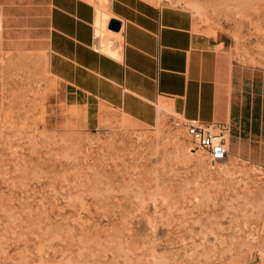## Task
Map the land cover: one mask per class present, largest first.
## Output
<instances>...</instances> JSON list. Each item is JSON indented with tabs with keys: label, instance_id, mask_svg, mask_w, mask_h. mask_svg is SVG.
Here are the masks:
<instances>
[{
	"label": "rangeland",
	"instance_id": "rangeland-1",
	"mask_svg": "<svg viewBox=\"0 0 264 264\" xmlns=\"http://www.w3.org/2000/svg\"><path fill=\"white\" fill-rule=\"evenodd\" d=\"M150 1L264 68V0ZM43 77L0 47V264L264 262L263 166L213 167L167 108L154 126L112 112L98 130L47 127Z\"/></svg>",
	"mask_w": 264,
	"mask_h": 264
},
{
	"label": "crops",
	"instance_id": "crops-1",
	"mask_svg": "<svg viewBox=\"0 0 264 264\" xmlns=\"http://www.w3.org/2000/svg\"><path fill=\"white\" fill-rule=\"evenodd\" d=\"M98 6L121 21L111 53L99 43ZM0 47L39 58L47 127L98 130L112 112L154 126L167 108L183 124H229V157L264 167V68L235 60L188 9L150 0H0Z\"/></svg>",
	"mask_w": 264,
	"mask_h": 264
},
{
	"label": "built area",
	"instance_id": "built-area-1",
	"mask_svg": "<svg viewBox=\"0 0 264 264\" xmlns=\"http://www.w3.org/2000/svg\"><path fill=\"white\" fill-rule=\"evenodd\" d=\"M184 124L189 136L195 142L196 148L206 154L213 167L227 160L229 157V124L198 121Z\"/></svg>",
	"mask_w": 264,
	"mask_h": 264
},
{
	"label": "bare ground",
	"instance_id": "bare-ground-1",
	"mask_svg": "<svg viewBox=\"0 0 264 264\" xmlns=\"http://www.w3.org/2000/svg\"><path fill=\"white\" fill-rule=\"evenodd\" d=\"M110 13L101 8V7H97V19H96V26H97V29H98V38H99V43H100V46L103 48V50H106L107 53H111V49L109 47H106L105 43L107 40H106V37L107 36V28H108V19L110 20ZM108 42V41H107Z\"/></svg>",
	"mask_w": 264,
	"mask_h": 264
},
{
	"label": "water",
	"instance_id": "water-1",
	"mask_svg": "<svg viewBox=\"0 0 264 264\" xmlns=\"http://www.w3.org/2000/svg\"><path fill=\"white\" fill-rule=\"evenodd\" d=\"M108 27L113 31H119L121 28V21L116 18H112L109 22Z\"/></svg>",
	"mask_w": 264,
	"mask_h": 264
}]
</instances>
